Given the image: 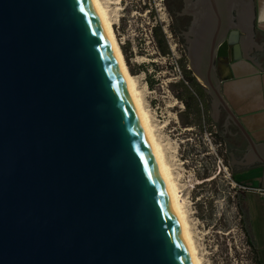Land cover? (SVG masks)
Instances as JSON below:
<instances>
[{"label": "water", "instance_id": "95a60500", "mask_svg": "<svg viewBox=\"0 0 264 264\" xmlns=\"http://www.w3.org/2000/svg\"><path fill=\"white\" fill-rule=\"evenodd\" d=\"M192 5L188 67L232 172L264 166L216 64L239 41L264 69L255 0ZM0 264H193L91 0H0Z\"/></svg>", "mask_w": 264, "mask_h": 264}, {"label": "rangeland", "instance_id": "374dc122", "mask_svg": "<svg viewBox=\"0 0 264 264\" xmlns=\"http://www.w3.org/2000/svg\"><path fill=\"white\" fill-rule=\"evenodd\" d=\"M102 1L108 7L124 61L136 78L156 141L183 200L200 264H255L236 207L241 189L226 165L223 143L211 121L207 97L198 98L199 124L183 125L188 115L178 98L182 93L178 85L183 83L189 92L193 87L183 82L188 64L181 45L169 32V16L163 3L120 0L113 6L108 4L110 0ZM153 27H159L163 34L167 31L165 56L156 48Z\"/></svg>", "mask_w": 264, "mask_h": 264}, {"label": "crops", "instance_id": "0c3cea01", "mask_svg": "<svg viewBox=\"0 0 264 264\" xmlns=\"http://www.w3.org/2000/svg\"><path fill=\"white\" fill-rule=\"evenodd\" d=\"M254 30L264 34V0H255ZM222 64V99L252 143L264 144V69L261 71L250 60L242 57L239 41L228 48ZM209 114L211 115L210 107ZM211 121L213 122L212 119ZM217 131L223 143L226 165L234 182L243 188L240 194L245 204L247 225L256 258L259 264H264V189L261 188L264 166L232 172L223 135L218 128Z\"/></svg>", "mask_w": 264, "mask_h": 264}, {"label": "bare ground", "instance_id": "6f19581e", "mask_svg": "<svg viewBox=\"0 0 264 264\" xmlns=\"http://www.w3.org/2000/svg\"><path fill=\"white\" fill-rule=\"evenodd\" d=\"M91 1L98 14V17L101 21L103 29L109 39L110 45L112 47V50L114 52L118 65L120 67L121 73L127 85V89L129 91V94L137 110L143 130L149 141L153 156L155 158V161L157 163L161 177L165 184L172 207L179 221L180 228H181L185 243L187 245L189 255L191 257V261L193 264H200V261L197 256V252H196V249L193 243V239L191 236V232H190V229L187 223L186 215L183 211V205H182L183 200L181 199L180 192L178 191V188L173 181L172 173H171L169 165L167 164L165 160L164 153L160 145L156 141V138L154 135V128L152 126L150 116L143 106L141 93L137 89L136 78L133 77L129 73L127 65L124 61L119 43L117 42L115 34H114L113 25L111 23V20H110L111 18L109 16L110 12L108 11V7L105 6L103 1L101 2V0H91ZM119 1L120 0H113V1L110 0L108 4L117 6L119 4ZM222 71H223V68H222Z\"/></svg>", "mask_w": 264, "mask_h": 264}, {"label": "trees", "instance_id": "16d2710c", "mask_svg": "<svg viewBox=\"0 0 264 264\" xmlns=\"http://www.w3.org/2000/svg\"><path fill=\"white\" fill-rule=\"evenodd\" d=\"M152 36L159 54H161L162 56L167 55L168 48L166 45L165 37L159 27L152 28ZM184 80L185 81L183 82L191 84V87L193 88H191V92H189L187 87H185L183 83L178 85V87H180L182 90V93L179 95L178 98L185 107V115H188L186 116L187 119L183 120L182 122L185 127H193L199 124L200 109L198 105V98L207 96L205 95L202 87L196 82L194 77H192L191 74L186 70L184 71ZM190 116L192 118L191 120L189 119ZM236 207L240 217L241 230L246 239V244L254 254L255 264H259L256 258V253L254 251L253 242L251 240L250 232L247 225L245 204L241 196H238Z\"/></svg>", "mask_w": 264, "mask_h": 264}, {"label": "flooded vegetation", "instance_id": "af4514ba", "mask_svg": "<svg viewBox=\"0 0 264 264\" xmlns=\"http://www.w3.org/2000/svg\"><path fill=\"white\" fill-rule=\"evenodd\" d=\"M195 0H162L164 9L169 16V32L176 38L177 43H179L183 49L184 58L189 65L187 59L188 50L193 44V31L197 25L198 11L193 8ZM170 46V44H168ZM172 54H174L173 49L170 46ZM222 64L216 60V64ZM191 76V69L188 67L186 69Z\"/></svg>", "mask_w": 264, "mask_h": 264}, {"label": "built area", "instance_id": "2783aa9c", "mask_svg": "<svg viewBox=\"0 0 264 264\" xmlns=\"http://www.w3.org/2000/svg\"><path fill=\"white\" fill-rule=\"evenodd\" d=\"M159 1H161L162 2V0H159ZM164 34H166L167 35V31L166 30H164ZM221 164L223 165V162H222V160H221ZM241 190L243 189V188H241V187H239Z\"/></svg>", "mask_w": 264, "mask_h": 264}]
</instances>
